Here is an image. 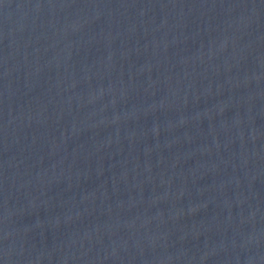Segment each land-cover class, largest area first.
Wrapping results in <instances>:
<instances>
[{"label": "water", "instance_id": "1", "mask_svg": "<svg viewBox=\"0 0 264 264\" xmlns=\"http://www.w3.org/2000/svg\"><path fill=\"white\" fill-rule=\"evenodd\" d=\"M0 264H264V0H0Z\"/></svg>", "mask_w": 264, "mask_h": 264}]
</instances>
